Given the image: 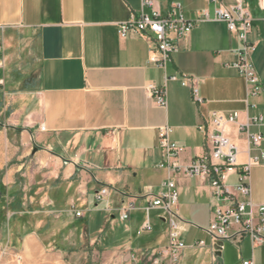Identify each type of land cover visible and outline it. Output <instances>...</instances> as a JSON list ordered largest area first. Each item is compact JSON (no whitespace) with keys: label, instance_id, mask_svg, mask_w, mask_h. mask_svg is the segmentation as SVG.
Masks as SVG:
<instances>
[{"label":"crops","instance_id":"0c3cea01","mask_svg":"<svg viewBox=\"0 0 264 264\" xmlns=\"http://www.w3.org/2000/svg\"><path fill=\"white\" fill-rule=\"evenodd\" d=\"M153 1L162 14L178 2L186 18L202 9L210 15L179 40L165 66L149 59L156 52L151 34H119V24L141 10L151 12L143 0H0V171L17 203L6 212L15 219L1 233L0 247L17 251L23 264L42 260L41 245L68 264L119 252L134 264H264V244L253 245L246 234L230 240L206 232L214 207L224 204L206 181L158 166L161 126L170 128L169 141L180 147L176 160L184 165L205 152L212 112H238L244 122L264 110V0H245L252 14L248 42L255 46L250 57L261 87L250 98L257 103L252 109L243 76L230 66L241 42L214 19V4ZM183 76L190 78L184 85ZM192 82L200 103L192 99ZM149 86L165 90V105L155 104ZM223 131L239 149L237 164L264 150V125L249 128L263 134L261 146L250 152L244 130L226 125ZM236 171L226 172L231 187ZM166 179L176 184L178 239L187 245L177 260L166 251L162 211H146ZM248 180L251 201L264 203V163L250 168ZM101 185L109 192L97 201ZM132 200L128 219L121 220L119 210ZM196 241L204 245L193 247Z\"/></svg>","mask_w":264,"mask_h":264},{"label":"built area","instance_id":"2783aa9c","mask_svg":"<svg viewBox=\"0 0 264 264\" xmlns=\"http://www.w3.org/2000/svg\"><path fill=\"white\" fill-rule=\"evenodd\" d=\"M207 2L214 4V19L222 21L227 30L231 34H235L241 42V46L235 49L237 58L230 66L236 69L245 80L247 107L256 108L257 103L251 101L250 98L256 96L261 91V87L260 79L250 57V52L255 46L252 42H248V35L252 30V14L249 5L245 0H233L231 4H224L222 0H207ZM153 4V0H143L142 5L150 6L151 12L146 13L141 10L139 16H131L126 22L119 24L118 31L121 36H125L129 31L149 38L152 35L156 52L149 59L156 64L165 66L173 53L178 51L179 40L188 35L199 22L209 19L210 15L206 9H202L196 12L195 17L186 18L178 2H172L169 10L162 14L153 8ZM175 78H177L176 75L170 77L173 80ZM183 78L182 84L184 85L190 78L184 76ZM190 88L192 99L198 103L202 102L195 82L191 83ZM147 90L157 106L165 105V90L163 88L149 86ZM210 120L211 127L204 132L205 152L195 156L188 164L184 165L179 164L176 160L180 147L169 141L167 135L170 128L166 125L161 126L158 130V137L163 159L158 166L169 167L173 172L178 171L185 178L199 177L210 186L212 195L217 200L224 202V204L214 207L213 217L205 229L212 238L233 240L246 234L253 245L264 244V203L251 201L248 180L250 168L254 164L264 163V150L249 156L247 162L237 164L239 149L230 136L223 131L224 126L235 125L236 129L246 132L248 151L250 152L253 148L258 149L263 141V134L259 131L252 133L249 128L252 125H264V110L252 114L244 122L238 120V112L227 115L212 112ZM41 129L44 127L41 126ZM234 169H237V183L231 187L226 183L225 177L227 171ZM162 183L165 190L149 198L146 211L150 208H159L162 211L169 229L166 251L171 259L177 260L178 252L187 247L182 240L178 239L182 228L179 225V216L173 208L178 200V193L172 179H166ZM108 192L109 187L101 185L95 193V199L103 200ZM133 208L132 200L119 210L120 219H128V213ZM75 215L80 216L81 212L76 211ZM233 227L234 233L230 234L229 230ZM144 228L148 229V225L145 224ZM202 245H204L203 241H196L192 246ZM242 264H253V262L244 260Z\"/></svg>","mask_w":264,"mask_h":264},{"label":"rangeland","instance_id":"374dc122","mask_svg":"<svg viewBox=\"0 0 264 264\" xmlns=\"http://www.w3.org/2000/svg\"><path fill=\"white\" fill-rule=\"evenodd\" d=\"M121 223L119 221L116 222V228L121 227ZM40 255L42 260L33 261L30 260L27 264H68L67 260L63 262H59L56 259L55 253L56 250L51 248L50 246L43 247L39 246ZM135 262L132 260L131 256H129L125 252H119L118 254L113 253H105L103 256L99 255L97 258L90 255L87 262L85 264H134ZM0 264H23V261L17 254V251L11 249H7L5 246L0 247Z\"/></svg>","mask_w":264,"mask_h":264},{"label":"trees","instance_id":"16d2710c","mask_svg":"<svg viewBox=\"0 0 264 264\" xmlns=\"http://www.w3.org/2000/svg\"><path fill=\"white\" fill-rule=\"evenodd\" d=\"M3 173L0 171V236L1 233L6 229L7 224L11 220L15 219L13 215L7 217L6 212L14 210L16 208V201L12 196V188L8 190L2 183Z\"/></svg>","mask_w":264,"mask_h":264}]
</instances>
